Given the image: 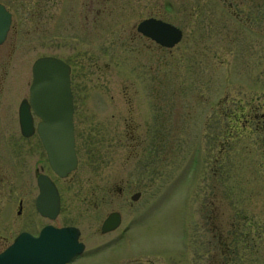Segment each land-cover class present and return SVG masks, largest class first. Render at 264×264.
Masks as SVG:
<instances>
[{
  "label": "rangeland",
  "instance_id": "1",
  "mask_svg": "<svg viewBox=\"0 0 264 264\" xmlns=\"http://www.w3.org/2000/svg\"><path fill=\"white\" fill-rule=\"evenodd\" d=\"M152 1H111V18L107 27L97 30L94 43L101 71L104 65L107 67L103 70L106 76L102 74L98 78L99 74H89L90 60L83 56L84 49H79V65L72 64L71 92L77 99L75 120L80 123L79 137H88L87 130L82 132L88 129L89 123L100 124L94 132L104 142L102 153L110 137V155L108 153L106 160L100 159L94 169H98L101 176L105 174L103 169L108 170L112 180L140 189L142 197L133 209L126 206L121 209L122 226L117 232L100 237L98 226L104 219L103 210L94 209L80 197L78 202L73 200L72 184L66 179L61 186L64 194L60 213L53 222L47 223L80 229L88 250L84 256L91 259L72 264H141L131 260L121 262L122 258L138 253L149 254L144 256L143 264H150L145 257L156 261L155 264H211L214 248L209 242L210 221L215 231H222L224 264H264L263 152L250 137L242 133L238 136L234 131L224 137L227 140L221 150L220 130L223 126L225 135L229 123L225 117L222 121L218 118L216 109L220 102L222 108L248 104L264 107V77L258 75L256 66L243 70L231 61L232 53H225L223 62L219 63L211 58L202 61L199 50L193 51L197 55L190 59L185 56L188 50L183 49L182 44L172 51L174 63L167 59V52L160 51L159 83L157 88L153 86L159 92L158 117L154 118L157 138L153 141L150 137L139 146L137 155H130L129 148L113 135L117 122L110 114L117 113L112 107L109 110L113 103L106 94L110 90L120 91L123 84L122 25H136L143 18L140 11ZM68 40L66 34L65 42ZM71 49L70 45L64 46L65 58L71 55ZM42 51L40 48L29 51L31 60L23 69L27 78L32 61L42 55ZM46 51L55 52L54 49ZM192 66L199 70L190 74ZM143 84L148 86L147 81ZM149 85L152 86L151 82ZM218 152L222 156L218 155L219 160ZM80 166L78 176L85 184L93 169L88 168L84 157ZM10 223L0 220V235L9 239L24 228L16 224L12 234L2 231ZM129 225V231H125L124 227ZM122 229L127 232L125 237ZM109 238L122 239L111 248L88 249ZM9 242L0 240V246ZM97 254L101 256L96 257Z\"/></svg>",
  "mask_w": 264,
  "mask_h": 264
},
{
  "label": "flooded vegetation",
  "instance_id": "2",
  "mask_svg": "<svg viewBox=\"0 0 264 264\" xmlns=\"http://www.w3.org/2000/svg\"><path fill=\"white\" fill-rule=\"evenodd\" d=\"M111 1L0 0V4L11 17L7 36L0 44V215L3 214L0 220L11 221L9 227L2 230H8L9 234L15 230L16 224L24 225V228L17 231L10 239L0 235V240L3 242L13 240L20 232H28L36 236L41 228L48 224V218L42 216L37 209V202L41 204V207L47 206L44 201L45 196L40 197L41 187L38 185L40 181L42 186L45 177V180H50L57 193L60 208L64 194L61 187L62 181L69 179L72 184L70 193L73 200L78 202L77 199L80 197L94 209L103 210L101 215L104 214V219L113 212L119 213L120 225L121 209L125 206L133 209L142 197L140 189L128 187L127 183L121 180H112L108 170L103 169L105 174L101 176L98 169H94L100 159H107L110 137L105 141L106 147L103 153L101 145L104 142L96 137L94 132L100 124L89 123L88 129L82 132L84 134L87 130L88 137H79L80 123L77 124L75 120L77 99L72 92L73 151L77 163L75 169L70 171L66 178H61L52 170L48 149L41 142L36 131L41 119L33 112L29 103L31 73L27 78L23 72L31 60L29 51L40 48L43 50L42 55L37 58L54 57L69 65L72 84V64L74 62L77 66L79 65L81 56L79 49H84L86 54L83 56H88L90 60L89 74L92 76L99 74L98 78L99 76L101 78L102 74L106 76L107 72L103 70L107 67L104 65L101 71L100 61H97L95 57L94 43L97 30L107 27V22L111 18ZM160 1L153 0L151 5H145V9L140 11L143 13V18L139 21L151 18L177 27L181 31V40L177 46L182 44L184 49L189 51L185 52V56L191 59L192 55H197L193 51L199 50L202 61L211 58L219 63L223 62L225 53H232L231 61L234 65L242 66L243 70L256 66L258 75L264 77V0H163L165 9H161L163 3ZM176 14L177 18H175ZM136 28L137 23L122 25L120 42L123 48L121 57L123 84L120 91L110 90L109 94H106L113 103L109 106V110L112 107L117 113L110 114L111 118L117 122L114 123L113 135L129 148L130 155H137L139 146L150 140V137L153 141L157 138L155 130L158 126L154 118L158 117L156 115L159 109V92L155 87L157 88L159 83L160 51L167 52L169 56L167 59L171 60V63L175 62L172 54L174 47L172 49L161 47L156 41L138 33ZM66 34L71 41L65 42ZM65 45H70L72 48L71 55L67 58L63 56ZM49 49H54L55 52L46 51ZM162 59L166 60V57ZM198 70L197 66L189 68L190 74ZM143 81H147L148 86H145ZM25 105H27L31 126L27 136L21 130L20 120V109ZM216 109L218 118L222 121L225 117L229 123L225 135L223 126L220 130L221 150L227 140L224 137L231 136L234 131L238 136L242 133L243 136L250 137L249 140L256 143L262 150L264 159V107L248 104L246 107L238 108L232 105L222 108L220 102ZM219 152L217 160H219L218 155L222 157ZM83 157L88 168L93 169L89 171L90 177L84 180L85 184L78 176ZM44 188L46 189V186ZM137 193L138 200L131 202L130 198ZM102 221L98 226L99 232ZM210 225L209 242L214 248L211 264H224L222 231L218 229L215 231L212 228L213 221H210ZM129 228L126 226L125 231ZM117 229L106 234L99 233V235L104 237L116 232ZM125 235L126 232L123 237ZM120 239L116 241L111 238L105 239L88 249L111 248L117 245ZM82 242L85 244L84 241ZM4 247L0 246V251ZM87 251L85 249L69 264L91 259L90 256H84ZM147 255L138 253L122 258L121 262L131 260L143 264L144 256ZM99 256L97 254L96 257ZM145 258L150 264L156 263L153 259Z\"/></svg>",
  "mask_w": 264,
  "mask_h": 264
},
{
  "label": "water",
  "instance_id": "3",
  "mask_svg": "<svg viewBox=\"0 0 264 264\" xmlns=\"http://www.w3.org/2000/svg\"><path fill=\"white\" fill-rule=\"evenodd\" d=\"M9 22V15L0 6V43L4 40ZM138 31L165 47L174 46L180 39L178 30L153 20L139 24ZM68 73V67L60 61L50 58L38 60L34 64L33 84L30 89L31 105L43 120L38 128L39 134L49 148L52 168L60 176H65L75 166ZM21 117L22 122L30 126L26 110ZM53 132L56 134L53 135ZM53 140H58L56 147ZM52 147H58L57 151L52 150ZM136 198L137 196L133 197V200ZM57 212L58 201L55 200L48 209V216L55 218ZM116 220L115 215L109 216L103 224L102 232L115 228ZM78 236L79 231L74 227L56 229L51 226L45 227L37 238L20 235L0 254V264H65L83 250V246L77 241Z\"/></svg>",
  "mask_w": 264,
  "mask_h": 264
},
{
  "label": "bare ground",
  "instance_id": "4",
  "mask_svg": "<svg viewBox=\"0 0 264 264\" xmlns=\"http://www.w3.org/2000/svg\"><path fill=\"white\" fill-rule=\"evenodd\" d=\"M53 103V102H52ZM54 107V106H53ZM57 107V106H56ZM58 127V126H55ZM53 128V127H52ZM54 130H56V128H54ZM57 131V130H56ZM56 133L53 132V135H55ZM58 140H56V142L53 140V143L55 142V146L58 144L57 143ZM47 190V191H46ZM47 192V193H46ZM43 195L45 196V202L46 203H50L52 202L53 198H54V194L51 192V190L49 189V187L47 186L46 189H44ZM101 249V248H100ZM98 249V251L100 250Z\"/></svg>",
  "mask_w": 264,
  "mask_h": 264
}]
</instances>
